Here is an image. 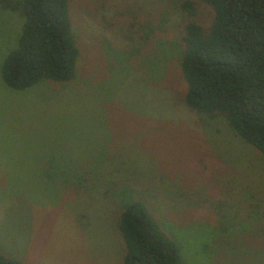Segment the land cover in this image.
Returning a JSON list of instances; mask_svg holds the SVG:
<instances>
[{"label": "rangeland", "instance_id": "obj_1", "mask_svg": "<svg viewBox=\"0 0 264 264\" xmlns=\"http://www.w3.org/2000/svg\"><path fill=\"white\" fill-rule=\"evenodd\" d=\"M178 1L70 0L74 79L13 90L1 64L21 10L0 0V253L122 264L116 221L140 198L182 264H264V156L182 102ZM194 1L208 24L212 9Z\"/></svg>", "mask_w": 264, "mask_h": 264}, {"label": "trees", "instance_id": "obj_2", "mask_svg": "<svg viewBox=\"0 0 264 264\" xmlns=\"http://www.w3.org/2000/svg\"><path fill=\"white\" fill-rule=\"evenodd\" d=\"M1 1L22 17L16 46L2 60L4 84L23 90L43 79L73 80L80 48L70 0ZM200 1L212 9L206 25L194 20V0L178 1L184 19L179 66L186 84L181 100L199 115L223 116L264 156V0ZM123 204L116 221L122 264H182L180 245L147 204L140 198ZM0 264L23 263L0 253Z\"/></svg>", "mask_w": 264, "mask_h": 264}]
</instances>
